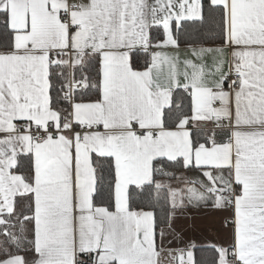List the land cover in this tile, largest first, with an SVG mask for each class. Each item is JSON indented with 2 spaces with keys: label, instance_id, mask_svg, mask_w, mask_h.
I'll return each mask as SVG.
<instances>
[{
  "label": "snow or ice",
  "instance_id": "obj_1",
  "mask_svg": "<svg viewBox=\"0 0 264 264\" xmlns=\"http://www.w3.org/2000/svg\"><path fill=\"white\" fill-rule=\"evenodd\" d=\"M264 264V0H0V264Z\"/></svg>",
  "mask_w": 264,
  "mask_h": 264
},
{
  "label": "crops",
  "instance_id": "obj_2",
  "mask_svg": "<svg viewBox=\"0 0 264 264\" xmlns=\"http://www.w3.org/2000/svg\"><path fill=\"white\" fill-rule=\"evenodd\" d=\"M225 215L226 213L210 207H189L177 219L175 225L178 233L182 236L183 243L176 241L172 246L183 247L192 242L198 248L205 247L210 243L225 242L227 236L223 226Z\"/></svg>",
  "mask_w": 264,
  "mask_h": 264
},
{
  "label": "trees",
  "instance_id": "obj_3",
  "mask_svg": "<svg viewBox=\"0 0 264 264\" xmlns=\"http://www.w3.org/2000/svg\"><path fill=\"white\" fill-rule=\"evenodd\" d=\"M214 253L211 250H205V247L195 249L194 257L199 264H211Z\"/></svg>",
  "mask_w": 264,
  "mask_h": 264
}]
</instances>
